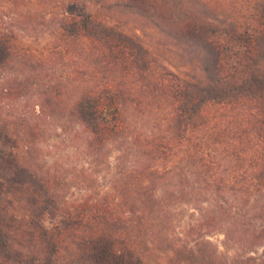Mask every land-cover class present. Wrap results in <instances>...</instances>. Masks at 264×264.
<instances>
[{"label": "trees", "instance_id": "trees-1", "mask_svg": "<svg viewBox=\"0 0 264 264\" xmlns=\"http://www.w3.org/2000/svg\"><path fill=\"white\" fill-rule=\"evenodd\" d=\"M102 7L151 22L200 73L174 72L82 0H0V70L20 58L32 87L37 62L65 60L85 87L66 107L48 84L35 116L77 124L89 156L116 152L109 187L69 199V178L34 163L27 113L0 118V264H264V0ZM186 206L196 214L169 235Z\"/></svg>", "mask_w": 264, "mask_h": 264}, {"label": "rangeland", "instance_id": "rangeland-1", "mask_svg": "<svg viewBox=\"0 0 264 264\" xmlns=\"http://www.w3.org/2000/svg\"><path fill=\"white\" fill-rule=\"evenodd\" d=\"M82 1L87 4L89 10L101 12L109 21L118 24L125 31L137 33L149 49L152 50L160 63L174 72L184 77L200 73L199 65L195 60H192L191 56H187L189 55L188 52L183 47L175 45L171 39L155 28L151 22L118 9L103 8L102 6L106 5L108 0ZM187 5L190 6L191 4ZM25 37L24 43L28 45L36 42L38 47H42L44 44L41 43L40 45L39 40L34 35L25 33ZM40 37L42 39L45 38L42 35ZM37 63L39 67L36 72L35 85L32 87L28 86L34 79H29L26 62L21 61L20 58L17 57L13 61L11 69L7 71L0 70V118L4 120L11 119L16 122L21 113H27L30 120L27 123H30L31 127L35 129L34 132H29L30 135L26 137L29 139L28 143H30L29 150L36 158L34 163L43 169L54 166L61 171L63 178H69V181H67L68 187L66 188V195L69 199H80L79 197L83 195L95 196L98 191L108 188L110 185L106 166L111 162H115L116 152L114 148L110 149V151L105 149L97 156H89L85 149L86 139L89 138V135L87 132L82 131L77 124L66 123L59 116L40 119L35 116V114L38 115L40 112L39 106L43 104L44 100L43 91L48 84L58 85V90L61 92L58 101L66 107L72 106L85 88L83 84L77 85L69 75V72H72L73 69L70 62L52 60L49 64L44 58V60L41 59ZM41 63H44V66ZM26 80L28 81L26 82ZM16 83H22L23 85L17 86ZM3 89L13 90L14 96L12 99L2 98ZM21 91H24L25 95L20 98L16 93ZM63 126L66 130L62 132L61 128ZM22 131L23 133H28L27 129H22ZM191 214H196V212L192 210V207L186 206V211L182 210V215L176 217L178 220L173 224L169 223L166 225L170 228L168 234L173 235L175 229L180 232L179 223L184 225L191 217ZM208 239L221 250H224L223 234L215 233L210 235ZM259 251L261 253L262 250L260 249Z\"/></svg>", "mask_w": 264, "mask_h": 264}]
</instances>
